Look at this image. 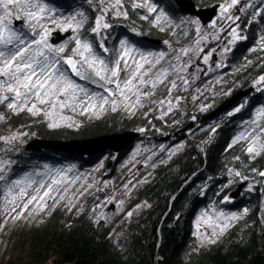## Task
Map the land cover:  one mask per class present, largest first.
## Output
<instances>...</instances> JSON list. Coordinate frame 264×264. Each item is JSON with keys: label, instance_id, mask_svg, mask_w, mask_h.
<instances>
[{"label": "trees", "instance_id": "16d2710c", "mask_svg": "<svg viewBox=\"0 0 264 264\" xmlns=\"http://www.w3.org/2000/svg\"><path fill=\"white\" fill-rule=\"evenodd\" d=\"M42 1L61 13L83 9L85 21L79 31L80 37L92 45L96 54L105 53L100 48L101 42L108 51L116 41H125L128 47L145 51L166 48L164 40L168 34L156 37L153 28L147 29L145 20L137 19L134 9H129L127 19L107 17L104 22L110 27L101 28L97 35L91 31L97 17L91 4L84 7L82 0ZM193 1L199 8H207L227 0ZM124 2L128 7L132 6L131 1ZM149 2L160 8L173 23L190 19L176 0ZM249 4L244 6L243 23L238 28V37L243 39L235 42L226 65L219 71L222 82L225 81L222 88H227L229 94L213 100L207 112L194 107L192 112H177L171 118H160L155 112L146 116L108 112L98 119H84L75 130L49 127L41 116L21 115L13 121L14 126L26 128L33 140L50 141L135 132L140 135L138 141L146 143L152 139V143H164L160 138L189 124L193 127L179 134L175 141L187 140L184 148L167 166L155 169L153 179L140 193L148 207L127 225L123 241L116 238L110 227L96 222L87 212L66 216L56 210L43 229L22 236L23 248L31 251L32 261L6 264H264V177L252 171H264V152L252 158L247 153L246 140L233 143L249 128L255 110L264 108V87L255 84L260 76H264V50L259 43L264 36V15H254L257 11L264 12V3L254 0ZM191 33L192 30L188 31ZM154 40H160L161 44ZM171 46L179 51L175 45ZM209 47L213 48L212 43ZM246 86L254 88L248 97L230 109L204 119ZM241 105H244L241 110L235 112ZM229 112L234 114L230 116ZM193 117L197 123L192 122ZM103 155H108L109 162L112 157L116 158L112 169L115 174L116 164L124 154L105 153L89 158L55 149L27 151L25 146L17 155L11 156L14 163L8 179L64 162L88 170ZM236 172L241 175L236 176ZM240 185H244L243 190L238 198H234ZM210 206L241 212L243 216L215 243L201 244L190 234V223L199 210Z\"/></svg>", "mask_w": 264, "mask_h": 264}, {"label": "rangeland", "instance_id": "374dc122", "mask_svg": "<svg viewBox=\"0 0 264 264\" xmlns=\"http://www.w3.org/2000/svg\"><path fill=\"white\" fill-rule=\"evenodd\" d=\"M128 1H131L132 4V6H129L130 8L126 5L124 0H122L124 7L121 11L126 13V17L123 14L119 16L115 14L117 10L111 8V4L114 3V0H91V3H89V0H82L81 3H83L84 7L90 4H97L105 7L108 12L107 17L112 19H127L130 16L129 9H134L133 11L135 12L136 17H138L137 19L145 20L147 29L153 28V33L156 37L161 38V36L168 34V38H165L164 40L166 42L165 49L145 51L130 47L132 52L128 57H126L130 64L132 63L133 58L139 60L141 56L147 57L150 63L156 64L149 74L153 77L158 71L164 69L168 70L169 74L164 84H159L155 89H151L150 87L143 88L144 91H151L153 93L148 98L142 100L143 106H138L134 109L133 113H130L125 110L123 104H118L115 111L112 110V105L109 104L106 105L102 111L96 109L95 111L90 110L89 112L82 114L80 109L73 110L71 107H66L61 111L57 105L55 114L50 118H46L43 113L32 115L27 111L13 112L7 108V102L0 103V116L4 117L3 120H0V137H8L13 133L24 134L20 135L19 139L10 144L0 141V160L9 162L6 166L5 180L0 181V225H3V227H0V264H6L11 261H16L18 263L31 262L32 253L31 251L23 248L21 242L22 236L35 229H43L47 225L51 215L56 210L64 213L66 216L74 213L81 214L83 212H87L96 222H102L107 227H110L115 233L116 238L123 241L127 225L137 219V217L148 207V204L140 198V193L153 179L155 169L160 166H167L169 162H171L172 158L184 148L187 142V140L183 139L172 143H152V139L144 143L137 140L133 143L132 147L126 154L123 153L124 157L116 164V173L112 174L111 172L108 176L105 175L106 170L110 162L113 163L112 169L115 167L114 164L116 158L112 157L109 162L108 155H103L99 157L93 166L88 170H80L77 168L76 164L64 162L62 164L49 166L45 170H33L29 173H24L20 176L8 179L9 171L14 163L11 156L14 154L17 155L21 150H24V147L33 140L31 134L28 130H26V128L23 126H14V120L19 119L21 115H25V117L41 116V118L48 124L56 121L59 125L57 127H67L70 130H75L84 119H98L108 112L118 111L127 113L128 115L141 114L145 116L155 112L160 118H171L177 112H192L194 107L200 109L201 112H207L211 109L213 100L218 97H226L229 94V90H227V88H222L223 85H225V81L222 82L221 73L219 71L224 65H226L228 55L239 38L233 43L228 42V44L224 45L222 44V40H219V37L221 35L220 32H222V23L232 22L227 20L225 17L228 15L233 16L240 3L244 0H238V3L229 8L227 13L222 14L221 9H219L218 17H221V19H216L212 22L208 29H203L201 23L196 18L188 15L186 16L190 19H183L180 22L173 23L160 8L149 2V0H147L146 6L139 8H135L133 5L137 3L144 4L145 0ZM253 1L254 0H250L249 2ZM42 2L45 3L44 1ZM249 2L248 5L250 6ZM221 4H231V0L224 1L223 3H220V5ZM46 6L50 9V12L48 13V16L50 17H55L57 19L61 17L68 18L76 13L82 12L83 17L77 16V20L83 19V21H85V13L81 8L61 13L52 9L48 4H46ZM148 7L155 8L156 11L149 14ZM161 14H163L164 17H167V20L162 19L159 25L154 26L153 22L156 20V17ZM98 15L100 14L97 13V16ZM20 17V19H16L15 14L10 17V26L12 29L18 34H25L28 39H38L39 36H33L32 27L26 23V18L23 12L20 13ZM107 17H104V20H106ZM142 17H147V19H143ZM16 20H22L26 25V29H15L13 27V23ZM192 21H195L196 23H193ZM219 21H221L220 24ZM41 23H43L44 26L50 30L47 37V43L50 45H52L50 43V39L53 37L52 34L54 32H70V36L66 41L52 46L53 48H59L61 46L64 47V52L60 53V56L72 55V49L75 47L74 37H79L81 39L79 31L82 26L74 33L71 28L61 30V27L56 24H52L49 19H45ZM161 28L164 30L161 31ZM197 28H199V31H197ZM41 30L40 26L36 25V31L40 32ZM190 30H192V33L188 34V31ZM236 32L238 34V30ZM192 35L194 37H192ZM228 36L231 41V35L229 34ZM197 41H199V43H197ZM216 41H218L221 45L220 49L210 48V43L213 44ZM172 44L175 45L179 51H175L171 46ZM225 47L230 48V51L224 52ZM185 48L189 49L187 55H183L180 51ZM213 49L215 51H212ZM206 50L208 51L205 52ZM122 52L123 48L121 47V41H116L106 54L97 55L103 58L109 66H112ZM160 53L164 54L163 59H160L159 63H156V59ZM208 53H211L208 62L205 63L202 59L200 61L202 66L197 68V60H200L201 56L203 57ZM178 56L180 57L179 59H177ZM74 58L79 60V56ZM141 62L143 63V61ZM218 63L223 66L217 68L216 65ZM187 64H190V67H187L186 70H173V66L183 69L184 65ZM63 67L66 68L65 65ZM121 67H123V62H121ZM148 67L149 64H145V68ZM193 67H196L197 69L193 74V79L190 80L189 74L192 73ZM88 74L95 77L92 73ZM121 75H123V73ZM180 77L188 80V83L184 84ZM71 78L75 82L86 87L90 93L94 92L98 93L100 96H107L102 91L92 88L89 85L87 87L85 86L87 84L79 82L72 76ZM145 79H148V77H145ZM173 80L176 82L177 87L172 90V94L169 96L168 88L171 87L170 82ZM262 87H264V85H262ZM114 98L117 100L120 99L119 96ZM177 98H179L178 103ZM160 100H165V104L160 105ZM168 100H171L174 105L171 112L168 111ZM37 106L44 109L49 108V105L38 104ZM255 111L253 119L256 117L257 110ZM246 142L248 147V140H246ZM174 149L175 152L173 154ZM57 173L64 176L66 181L62 185L63 188L67 189L64 193L65 198L63 200L56 203L54 206L45 208L43 211H40L35 204L30 205V212L26 211L22 218L15 221L11 219V216L6 214V212L10 211L13 206L5 203V191L7 187L10 186L11 181L27 177L36 182L44 181L47 184L51 182L52 178L60 179V176H58ZM88 185H91L92 187L88 188L87 192H85L83 196H80L78 190L84 191V188ZM37 186L38 183L34 184L33 188ZM13 191L16 192L18 189H13ZM28 191L31 193L32 189H28ZM54 195L58 194L54 193ZM121 201L123 202L122 204L119 203ZM17 203L22 204L20 201H17ZM48 204L52 205V201L49 200ZM69 208L71 210H69ZM130 211L132 212V215L129 217L127 213ZM216 212H224L226 215L236 213L238 218L226 221L223 217H221L219 220H216ZM201 213H205L206 216L201 218ZM242 214L243 213L237 211L219 210L214 206H210L208 208L206 207L199 210L193 217L190 223V234L197 242L201 244H209L207 242V238L210 236L213 228L209 227V225L205 223V220L208 216H212V223H228L229 225L224 230L223 234H220L215 238L216 242L232 225L237 223L242 218ZM11 215L14 216L15 213H12ZM5 220H7L6 224L4 223ZM215 231L219 233L218 228H216Z\"/></svg>", "mask_w": 264, "mask_h": 264}, {"label": "snow or ice", "instance_id": "6c2138e0", "mask_svg": "<svg viewBox=\"0 0 264 264\" xmlns=\"http://www.w3.org/2000/svg\"><path fill=\"white\" fill-rule=\"evenodd\" d=\"M261 2L264 3V0H261ZM89 3H91V0H89ZM237 3L238 0H231V4H221V13H227L228 9ZM146 5L147 0H145L144 4L137 3L133 7L139 8ZM123 7L122 0H114V3L111 4V8L117 10L115 13L117 16L123 14L126 17V13L121 11ZM99 11L101 14L96 17L95 27L91 29L97 35H99L101 28L107 29L110 27L109 24L104 22V13L107 9L101 8ZM148 11L151 14L156 9L148 7ZM21 12L24 13L26 23L32 27L33 36H39L38 39H28L25 34H18L10 26V17L15 14L16 19H20ZM49 12L50 9L42 0H0V103L7 102L9 110L13 112L27 111L32 115L43 113L46 118H50L55 114L57 105L61 111L66 107H71L73 110L80 109L83 114L96 109L102 111L109 104L112 105V110L115 111L118 104H123L126 111L133 113L135 108L143 106V99L153 94L151 91H144V87L155 89L159 84L165 83L169 74L168 70L164 69L155 73L154 77L150 76L149 74L156 64L150 63L147 57L141 56L139 60L133 58L132 63H129L126 57L129 56L132 49L125 44V41H121L123 52L112 66H109L103 58L94 52L92 45L87 40H81L79 37H74L75 47L72 49V55L60 56L59 54L64 52V47L53 48L52 45L47 43L50 30L41 22L49 19L52 24L61 27V30L71 28L75 33L83 25V19L77 20V16L83 17V13L79 12L68 18L61 17L57 19L48 16ZM254 15H264V12L257 11ZM142 18L147 19V17ZM225 18L230 21L238 19V17L231 15ZM162 19L167 20V17H164L163 14L158 15L153 25H159ZM192 22L196 23L195 21ZM36 25H39L42 29L40 32L36 31ZM163 30L161 28V31ZM197 31H199V28H197ZM230 35L232 39L229 43L235 42L238 38L243 39V37H238L235 28L231 29ZM259 43L261 50H264V36L261 37ZM100 48L105 53L108 52L103 42L100 43ZM180 51L183 55H187L189 49L185 48ZM212 51L215 50L213 49ZM228 51H230V48L225 47L224 52ZM163 55V53L159 54L156 63L163 59ZM210 55L211 53H208L203 56L205 63L208 62ZM76 56H79V60L74 58ZM179 58L178 56L177 59ZM121 62H123V67H121ZM145 64H149V67L145 68ZM64 65H67V68H64ZM222 66L219 63L216 65L217 68ZM187 67H190V64L184 65L183 69L173 66V70H186ZM69 69L71 70V76L79 77L83 81L90 80L88 73H92L97 80L103 81L104 84L114 85L117 91L113 92L108 87H104V92L108 94L106 97L100 96L98 93H90L86 87L71 78ZM122 73L123 75H121ZM145 77H148V79H145ZM180 79L183 80L184 84L188 83V80L183 77H180ZM91 82L95 84L96 80ZM170 83L171 87L168 88L169 96H171L172 90L177 87L174 80ZM255 84L264 85V76H260L255 81ZM257 90L261 89L258 88ZM81 94L83 95L81 96ZM117 96L120 97L119 100L114 98ZM178 102L179 98H177ZM167 103L169 106L168 111L171 112L174 105L171 100H168ZM38 104L49 105V108H39ZM159 104L164 105L165 100H160ZM243 106L237 107L235 112H239ZM233 114V112L228 113L230 116ZM3 119L4 117L0 116V120ZM57 126L59 125L56 121L49 123V127ZM20 135L24 134L13 133L8 137H0V141L10 144L19 139ZM242 139L248 140L247 153L252 158L264 152V108L257 110L256 117L251 121L249 128L241 132L233 143ZM174 152L175 149L173 154ZM8 164L9 162L0 160V181L5 180L6 166ZM252 171L256 175L264 177V171L255 169ZM229 173H232V169H229ZM57 175L60 176V179L52 178L51 182L47 184L44 181L36 182L27 177L11 181L10 186L5 191V203L13 206L6 214L15 221L22 218L26 211L30 212V205L35 204L40 211H43L45 208L54 206L63 200L67 189L63 188L62 185L66 181L60 173H57ZM235 175L240 176L241 173L236 172ZM37 183L38 186L33 188V185ZM90 187L92 186L88 185L84 188V191L78 190L79 195L83 196ZM13 189H18V191L14 192ZM28 189H32L31 193H29ZM249 190H252L251 187ZM54 193L58 195H54ZM49 200L52 201V205L48 204ZM225 200H228V197H225ZM17 201L22 202V204L17 203ZM119 203L122 204L123 202ZM69 210L71 209L69 208ZM244 212L246 213L247 209ZM12 213H15V215L12 216ZM127 215L130 217L132 212H128ZM205 216V213H201V218ZM221 217L226 221L238 218L236 213L230 215H226L224 212L215 213L216 220ZM212 220V216H208L205 220V223L213 228L207 238L208 243H215V238L223 234L224 230L229 226L228 223H212ZM4 223L6 224L7 220ZM0 227H3V225H0ZM216 228L219 229V233L215 231Z\"/></svg>", "mask_w": 264, "mask_h": 264}, {"label": "water", "instance_id": "95a60500", "mask_svg": "<svg viewBox=\"0 0 264 264\" xmlns=\"http://www.w3.org/2000/svg\"><path fill=\"white\" fill-rule=\"evenodd\" d=\"M176 4L179 6V8L184 14L196 18L201 23L203 29H208L209 25L216 18L219 7H220V4H215L207 8H199L193 0H176ZM90 8L92 11H95L101 14L99 10L105 7L97 5V4H91ZM107 16H108V12L106 11L104 13V17H107ZM13 27L18 30L26 29V25L24 24L22 20L14 21ZM52 36L53 37H51L50 43L52 45H58L66 41L69 38L70 32L67 31L65 33H62L60 31H56L52 34ZM154 41L156 44H161L160 40H154ZM65 66L67 68V65ZM69 74L71 75L70 69H69ZM89 76H90V80L88 81L80 80L79 77H76V76H72V77L81 83H85L97 90L102 91L106 95L108 94L104 92L103 90L104 87H108L113 92L116 91V88L114 85H106L102 83L100 80H97V78L91 75ZM92 80H96V83L93 84L91 82ZM253 90L254 88L251 86L244 87L240 91L233 94L230 98L225 100L223 104H221L218 108L212 111L204 119L212 118L213 116H216L222 111L230 109L234 105L238 104L241 100L248 97L253 92ZM192 127L193 125L189 124L180 131L170 133L167 136L160 138V141L173 142L177 139V137L179 136L181 132L185 131L186 129L192 128ZM139 137H140L139 133L123 132V133L108 134V135H103L99 137L86 138V139H75V140H69V141L32 140L30 143L26 145V150L27 151H38L42 149H55V150H61L65 152L74 153V154L84 156V157H89V158L102 155L105 153H111V154L118 155V154H123V153L126 154L132 147L133 143L139 139ZM112 166H113V163L110 162L106 170V174H105L106 176L111 174ZM243 187L244 185H240L238 187V189L233 194L234 198L239 197V195L241 194L243 190Z\"/></svg>", "mask_w": 264, "mask_h": 264}, {"label": "flooded vegetation", "instance_id": "af4514ba", "mask_svg": "<svg viewBox=\"0 0 264 264\" xmlns=\"http://www.w3.org/2000/svg\"><path fill=\"white\" fill-rule=\"evenodd\" d=\"M247 4L248 3L246 2V0L242 1L240 3L239 7L234 12L233 16L234 17H238V19H236L235 21H232V22L222 23V25H221L222 26L221 27L222 32H220L221 35L219 34L220 35L219 40L220 41L222 40V44H224V45L228 44V42L230 41V37L228 35L230 34L231 29L235 28L236 31H237L239 26L243 23L244 6L247 5ZM219 9H220V7H219ZM216 19H221V17H218V14H217L216 18L212 22H214ZM220 23H221V21H219V24ZM212 45H213V48H216V49H220V47H221V45L218 43V41L214 42ZM207 51L208 50H206L205 52H207ZM202 59H203V57L201 56L200 60H197V62H196L197 68L202 66V64L200 62ZM197 68L193 67L192 73L189 74L190 80L193 79V74L196 72ZM192 122H194V123L196 122L197 123V119H194V117H193V121Z\"/></svg>", "mask_w": 264, "mask_h": 264}, {"label": "built area", "instance_id": "2783aa9c", "mask_svg": "<svg viewBox=\"0 0 264 264\" xmlns=\"http://www.w3.org/2000/svg\"><path fill=\"white\" fill-rule=\"evenodd\" d=\"M262 32H264V26H263V28H262ZM102 82V81H101ZM103 83V82H102ZM91 93H94V92H91ZM83 94H81V96H82Z\"/></svg>", "mask_w": 264, "mask_h": 264}]
</instances>
